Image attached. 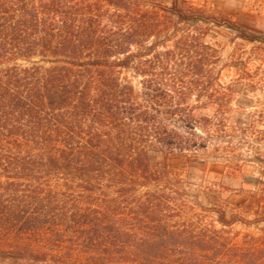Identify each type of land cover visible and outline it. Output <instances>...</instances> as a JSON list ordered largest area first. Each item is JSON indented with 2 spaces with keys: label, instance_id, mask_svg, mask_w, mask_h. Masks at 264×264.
Returning <instances> with one entry per match:
<instances>
[{
  "label": "trees",
  "instance_id": "16d2710c",
  "mask_svg": "<svg viewBox=\"0 0 264 264\" xmlns=\"http://www.w3.org/2000/svg\"><path fill=\"white\" fill-rule=\"evenodd\" d=\"M71 2L0 0V264L47 262L40 248L47 241L62 247L67 235L80 249L59 255L60 264H161L169 242L193 250L185 264H220L223 258L203 250L204 242L168 228L155 190L136 198L134 188L148 186L160 170L154 155L205 147L188 101H201L209 90L215 49L194 26L222 21L197 17L178 0L143 8L103 0V14L69 13ZM171 33L179 34L174 42ZM153 35L158 42L148 43ZM165 124H189L188 136ZM93 178L114 188L110 202L133 206L129 213L83 196L71 198L68 210L58 194L88 189ZM217 220L227 223L220 212ZM25 235L42 240L25 242Z\"/></svg>",
  "mask_w": 264,
  "mask_h": 264
},
{
  "label": "rangeland",
  "instance_id": "374dc122",
  "mask_svg": "<svg viewBox=\"0 0 264 264\" xmlns=\"http://www.w3.org/2000/svg\"><path fill=\"white\" fill-rule=\"evenodd\" d=\"M74 1L70 3L74 6L70 5L69 13L91 10L103 14L107 10L103 0ZM132 1L143 8V4L149 1L170 5L172 0ZM178 2L184 8L193 7L197 17L200 14L211 15L223 23L199 22L194 26L204 31L201 39L215 49L210 59L213 80L208 84V91L214 96L206 97L209 93L203 91L201 101H195V96L188 101L192 106V116L201 121L195 125L199 141H204L205 147L173 152L169 156L154 155L152 165L160 170L149 175L153 180L148 186L135 187L134 195L138 198L145 190H155L164 199L160 204L162 209H159L168 228L182 229L184 235L181 236L195 239V243L204 242L206 247L203 250L206 248V252L223 258L220 264L238 260L241 264H264V0ZM111 10L109 8V13ZM228 21L246 36L256 39L241 37L238 30L226 26ZM184 27L179 25V30L184 32ZM98 30H101L99 25ZM159 30L162 32L164 28ZM179 34L171 33V40L174 42ZM153 41L158 42L155 35L149 38L148 43ZM162 49L159 45L158 50ZM122 75L134 83L138 81L125 72ZM165 125L178 128L188 136L189 124ZM93 180L89 181L93 185L88 189L84 187L58 194L59 199L67 198L68 210L73 207L69 201L71 198L83 196L85 201L97 200L100 208L106 209L110 204L117 214L129 213L133 206L129 209L123 201H109L117 197L114 188L108 187L103 179H97L95 183ZM218 212L224 214L227 223L217 220ZM25 236V242L27 239L42 240L33 235ZM67 237L69 235L64 237L62 247L58 245L56 249L47 241L48 247L44 244L40 248L46 252L47 259L41 264H60L61 256L68 257L70 251L77 253L80 247L69 244ZM188 247L178 245L173 249L169 242L161 264H185L186 257L193 261L190 257L193 250ZM199 249L195 247L194 253ZM65 262L87 264L78 259ZM214 263L210 261L208 264Z\"/></svg>",
  "mask_w": 264,
  "mask_h": 264
}]
</instances>
